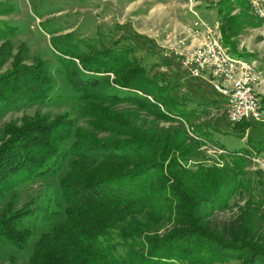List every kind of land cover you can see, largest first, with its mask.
<instances>
[{
  "label": "trees",
  "instance_id": "1",
  "mask_svg": "<svg viewBox=\"0 0 264 264\" xmlns=\"http://www.w3.org/2000/svg\"><path fill=\"white\" fill-rule=\"evenodd\" d=\"M75 58L81 68L57 57L72 99L100 111L92 114L95 125L117 139L93 144L95 136L61 117L29 121L0 146V201L27 182L65 172L58 190L66 208L63 219L49 225L57 211H13L9 202L0 213V238L23 250L38 224L47 226L25 264H264V180L247 170L249 157L227 151L218 164H208L200 151L207 134L186 128L191 114L178 108L173 87L161 85L126 52ZM18 67L0 75V112L50 93L44 63L27 75ZM105 73L114 75L116 86L145 97L108 92L105 79L94 75ZM123 101L177 127L118 121L102 108ZM251 123L232 126L246 132ZM232 208L235 217H214Z\"/></svg>",
  "mask_w": 264,
  "mask_h": 264
},
{
  "label": "rangeland",
  "instance_id": "2",
  "mask_svg": "<svg viewBox=\"0 0 264 264\" xmlns=\"http://www.w3.org/2000/svg\"><path fill=\"white\" fill-rule=\"evenodd\" d=\"M192 8L202 21L218 25L216 39L231 57L254 62L261 79L256 93L264 107V10L252 13L247 0H0V75L13 71L14 65L23 68L27 75L35 68L33 65L42 62L52 77V87L45 100L23 102L0 112V146L15 137L29 121L41 119L52 123L59 117L72 122L81 132L95 136L93 144L114 143L117 136H112V130L95 125L92 114L100 111L89 106L87 110L85 102L72 99L65 69L57 57L63 56L70 65L81 68L75 54L90 57L104 50H121L161 85L173 87L170 96L178 99V108L191 114L186 128L207 134L200 151L208 164L211 161L218 164V156L227 151L241 152L249 157L247 170L259 171L264 180V122H252L246 132L229 124L220 106L223 97L209 85L207 77H192L168 51L176 48L193 57L194 53L208 54L205 38H195L190 33L196 19L190 11ZM94 75L105 79L103 87L108 92L122 90L145 97L138 90L116 86L110 73ZM146 98L152 101L151 97ZM102 108L113 113L118 121L177 127L175 122L154 119L136 104L107 102ZM64 173L15 188L0 201V213L11 202L13 211L30 206L46 213L57 211L49 225L62 220L66 207L58 187ZM236 214L237 210L232 208L214 217L223 221ZM46 227L39 223L23 250L0 238V264L27 263Z\"/></svg>",
  "mask_w": 264,
  "mask_h": 264
},
{
  "label": "built area",
  "instance_id": "3",
  "mask_svg": "<svg viewBox=\"0 0 264 264\" xmlns=\"http://www.w3.org/2000/svg\"><path fill=\"white\" fill-rule=\"evenodd\" d=\"M250 11L259 14L264 10V0H247ZM196 17L190 29L193 37H204L208 54H183L178 49H168L173 60L186 69L194 78L207 77L213 89L223 97L220 106L224 110L229 124L240 122H264V107L258 98L256 88L260 85L259 73L254 62L244 57H231L227 49L216 39L217 24L202 21L194 9H190ZM203 54V55H202ZM219 153L222 150H218ZM255 160V159H254ZM258 162V160H256Z\"/></svg>",
  "mask_w": 264,
  "mask_h": 264
},
{
  "label": "crops",
  "instance_id": "4",
  "mask_svg": "<svg viewBox=\"0 0 264 264\" xmlns=\"http://www.w3.org/2000/svg\"><path fill=\"white\" fill-rule=\"evenodd\" d=\"M248 131V130H247ZM241 140H244V139H241Z\"/></svg>",
  "mask_w": 264,
  "mask_h": 264
}]
</instances>
